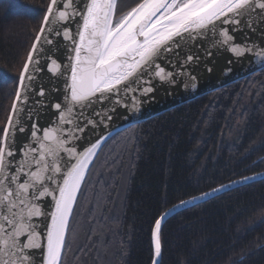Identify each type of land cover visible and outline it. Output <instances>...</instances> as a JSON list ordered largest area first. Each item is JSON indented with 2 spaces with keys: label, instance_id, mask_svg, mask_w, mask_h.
I'll list each match as a JSON object with an SVG mask.
<instances>
[{
  "label": "trees",
  "instance_id": "trees-1",
  "mask_svg": "<svg viewBox=\"0 0 264 264\" xmlns=\"http://www.w3.org/2000/svg\"><path fill=\"white\" fill-rule=\"evenodd\" d=\"M116 18L134 7L126 2ZM49 0H0V130ZM264 171V69L112 136L78 194L62 264H151L172 205ZM264 180L183 210L160 264H264Z\"/></svg>",
  "mask_w": 264,
  "mask_h": 264
},
{
  "label": "snow or ice",
  "instance_id": "snow-or-ice-1",
  "mask_svg": "<svg viewBox=\"0 0 264 264\" xmlns=\"http://www.w3.org/2000/svg\"><path fill=\"white\" fill-rule=\"evenodd\" d=\"M116 9L117 0H50L47 6L20 72L11 113L0 130V264H62L77 196L106 139L78 144L86 127L85 108L109 101L102 112L93 113L101 117L99 122L87 119L93 128L105 123L103 117L112 119L108 112L115 105L138 111L142 101L136 93L147 96L154 91V80L174 84L180 74L163 66L167 54L197 40L207 42L208 56L215 48L264 61V46L236 43L232 33L237 28L224 27L243 22L251 28L253 14L264 23V0H138L118 19ZM57 38L70 41L74 55L64 66L70 71L64 102L53 105L56 118L45 127L38 122L39 112L26 111L25 105L30 92L45 95L43 87L35 90L32 83L33 73L43 71L41 59L51 60L44 65L48 72L65 75L45 48L56 45L52 52L58 50ZM193 59L191 54L186 57ZM35 104L45 106L44 101ZM25 119L33 121L30 126ZM25 132L27 139L20 141L18 133ZM171 212L155 221L156 257L161 253V221Z\"/></svg>",
  "mask_w": 264,
  "mask_h": 264
},
{
  "label": "water",
  "instance_id": "water-1",
  "mask_svg": "<svg viewBox=\"0 0 264 264\" xmlns=\"http://www.w3.org/2000/svg\"><path fill=\"white\" fill-rule=\"evenodd\" d=\"M253 19L255 23L251 28L245 26L243 22L240 26L225 25L224 27H228L229 29L233 27L237 28V30L232 33L235 36L236 43L245 44L248 42H255L256 45L264 46V23H261L260 18L256 17L255 14H253ZM71 27L75 32L76 24H71ZM57 39L58 50L52 52L53 48H55L56 45H45V48L48 49L49 52L52 53L53 57L62 64L61 71L65 72V75H53L52 73L48 72L47 68L44 67V65L46 63L50 65L51 60L45 61L44 59H41L40 67L43 68V71L33 73L36 79L33 80L32 83L35 86V90L43 87L45 90V95L41 97L35 95V91H32L29 93V102L27 105H25L26 111L28 109H34L39 112L38 122L45 127L50 125L56 118L57 113L53 105L57 102H64L67 77L70 75V71H65L64 66L71 64L69 57L74 55V53L70 51V41H65L62 38ZM208 46L209 45L206 41L197 40L195 44L189 47H183L181 49L175 50L173 53L167 54L171 63H169V60H165L163 62V66L173 71L174 73L180 74L174 77V84L160 83L158 80H154V91L149 93L147 96H142L139 93H136L135 95L138 96L140 101H142L139 104L138 111H132L130 108L124 107L122 105H115V111L108 112V115H110L112 119L109 121L106 117H103L105 123L98 124V127L93 128L92 125L87 124V119H92L99 122L101 117L95 116L93 113L94 111L102 112L109 106V101H105L104 105L94 104L91 107L85 108L84 113L86 119L84 121V124L86 125V127L85 131L81 134L82 139L78 142V144L87 146L91 142H94L97 138L106 137L104 143L102 144L103 146L112 136H114L118 132H121L134 125L140 124L167 111L180 107L199 97L210 94L228 85L241 81L246 77H249L264 69V61H261L259 58H256L252 55H245L243 57L237 58L226 50L213 48L211 49L213 51V55L208 56L205 52V48H207ZM189 54L193 55L194 59L191 61H186V57ZM196 56H199V59H196ZM209 68H211V71H208ZM193 76L195 77V80L191 79V77ZM18 82L16 91L18 88ZM185 84H187L188 86L184 87ZM192 84L196 85L195 89L192 88ZM35 101H44L45 106L36 105ZM12 104L9 115L11 113ZM24 122L26 126H30L33 121L30 119H25ZM27 137L28 132L18 133V139L20 141L26 140ZM246 177L248 179H245ZM262 180H264V171L241 177L199 195L185 199L183 201H191V203H188L186 205H181L180 201L165 210L158 217L160 218L162 215L169 212L170 209L172 210L171 214L166 216V218L161 221V228L166 221L183 210L206 202L238 187ZM214 189H219V191H213ZM205 193H208V195L205 196ZM194 197L196 199H193ZM154 228L155 223L151 232V245L153 253L151 264H153L154 260L156 261V264H160L161 253L159 257H156L154 251V241L152 236Z\"/></svg>",
  "mask_w": 264,
  "mask_h": 264
},
{
  "label": "rangeland",
  "instance_id": "rangeland-1",
  "mask_svg": "<svg viewBox=\"0 0 264 264\" xmlns=\"http://www.w3.org/2000/svg\"><path fill=\"white\" fill-rule=\"evenodd\" d=\"M128 1H131V0H120L119 1V7H118V11H120V8L122 9L126 4V2H128ZM264 218V212L254 221V223L253 224H258V222L260 221V220H262Z\"/></svg>",
  "mask_w": 264,
  "mask_h": 264
}]
</instances>
